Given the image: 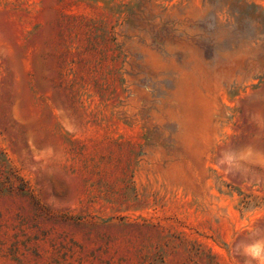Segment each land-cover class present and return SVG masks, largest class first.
Masks as SVG:
<instances>
[{
    "label": "rangeland",
    "instance_id": "374dc122",
    "mask_svg": "<svg viewBox=\"0 0 264 264\" xmlns=\"http://www.w3.org/2000/svg\"><path fill=\"white\" fill-rule=\"evenodd\" d=\"M11 171L67 264H245L264 236V0H0Z\"/></svg>",
    "mask_w": 264,
    "mask_h": 264
},
{
    "label": "trees",
    "instance_id": "16d2710c",
    "mask_svg": "<svg viewBox=\"0 0 264 264\" xmlns=\"http://www.w3.org/2000/svg\"><path fill=\"white\" fill-rule=\"evenodd\" d=\"M56 215L46 206L27 179L10 172L0 177V258L13 264H67L66 245H40ZM79 225L80 216L64 215L61 221ZM45 251H49L46 255Z\"/></svg>",
    "mask_w": 264,
    "mask_h": 264
},
{
    "label": "clouds",
    "instance_id": "9594fccd",
    "mask_svg": "<svg viewBox=\"0 0 264 264\" xmlns=\"http://www.w3.org/2000/svg\"><path fill=\"white\" fill-rule=\"evenodd\" d=\"M238 251L245 259V264H264V236L256 234L250 243H244Z\"/></svg>",
    "mask_w": 264,
    "mask_h": 264
}]
</instances>
